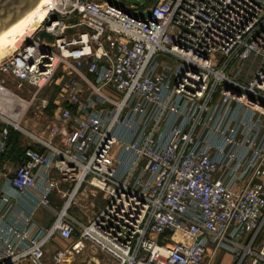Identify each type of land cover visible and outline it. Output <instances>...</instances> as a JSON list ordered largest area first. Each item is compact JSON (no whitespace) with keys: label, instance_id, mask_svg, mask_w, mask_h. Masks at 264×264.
<instances>
[{"label":"built area","instance_id":"built-area-1","mask_svg":"<svg viewBox=\"0 0 264 264\" xmlns=\"http://www.w3.org/2000/svg\"><path fill=\"white\" fill-rule=\"evenodd\" d=\"M44 8L0 63L1 83L32 100L61 85L43 137L0 113V159L10 129L33 141L5 176L17 200L0 193V264H57L54 237L116 264H216L221 252L264 264V0ZM87 187L104 205L81 225L67 212ZM32 192L36 205L20 206ZM53 194L63 207L39 229L32 215Z\"/></svg>","mask_w":264,"mask_h":264},{"label":"rangeland","instance_id":"rangeland-1","mask_svg":"<svg viewBox=\"0 0 264 264\" xmlns=\"http://www.w3.org/2000/svg\"><path fill=\"white\" fill-rule=\"evenodd\" d=\"M112 5L117 7L129 6V5H144L145 7H150L154 1L153 0H108ZM136 16H139V13H136ZM146 17V14L143 15ZM9 58V55L6 53L2 56L1 61H5ZM3 77L0 76V85L6 90L0 91V98L6 96H13V104L11 106H6L4 100L0 104V112L7 114L14 121H19V127L36 137H43L44 133L47 132V127L51 124L52 113L54 105H52L53 100L60 91L61 85L55 82V79L46 87L38 92L36 98L32 100V94L34 90L23 85L19 87L18 82L6 79L4 83H1ZM18 104V105H15ZM45 106H44V105ZM27 105V108L23 111V107ZM25 108V107H24ZM20 138L32 144L31 139L24 137L22 132H17ZM19 138V139H20ZM22 144L21 141L18 143ZM26 142L23 144L25 145ZM33 145V144H32ZM14 168L9 170V175L14 172ZM79 205V206H78ZM78 205H73L69 210L72 211L73 218L80 224H86L87 221L92 218V216L97 213V211L104 205L102 200V194L96 192L95 190L87 187L83 190V193L80 197ZM55 252L63 253V259L57 264H116L104 253L97 250L89 243H84V249L80 254H69V243L61 240L59 237H55ZM54 252V253H55ZM53 252L46 254V260L51 263ZM226 254V253H225ZM230 254L220 253L216 264H229L230 263ZM224 256V258H223Z\"/></svg>","mask_w":264,"mask_h":264},{"label":"crops","instance_id":"crops-1","mask_svg":"<svg viewBox=\"0 0 264 264\" xmlns=\"http://www.w3.org/2000/svg\"><path fill=\"white\" fill-rule=\"evenodd\" d=\"M142 6L145 7L146 4H144ZM15 105H18V104H15ZM24 107H23V111L27 108V105ZM19 141H21V142L23 141L22 144H20V142H19L17 144V146H15V147H12V145H10V147L7 149V151L4 153V155L0 159V193L6 192L7 194H9L13 197L14 201L17 200V197H16L17 194L12 188L9 187V185L7 184V182L5 180V176L9 174V170L12 169V167L14 169H16V167L19 165V163L23 157V152H24L26 146L29 145V142L24 140L23 138L22 139L20 138ZM25 142H26V144L23 145ZM35 195L36 194L34 192L28 193L25 196L22 203L20 202L18 204H20V206L22 204V206H24L23 208L34 207L37 203V199H36ZM50 200H51V206H52L50 209L37 208L35 210L34 214L32 215V222L35 223L37 228L42 229V230H45V229L50 227L52 221L54 220V217L62 209L63 204H64V201L62 200V197L60 195L53 194L51 196ZM67 213L73 218L72 211H69ZM8 222L10 224L14 223V224L20 226V224L18 223V220L16 219V216H9ZM80 224L84 225L82 223H80ZM55 241H56V239L54 237L45 246V256L47 253L49 254L50 252L54 253L55 251H57V249H55V247H54ZM221 253H224V252H221ZM226 254L224 253V256H226ZM224 256H223V258H224ZM229 256H230V263L229 264H232L233 258L231 255H229ZM23 264H27V262L25 261Z\"/></svg>","mask_w":264,"mask_h":264},{"label":"bare ground","instance_id":"bare-ground-1","mask_svg":"<svg viewBox=\"0 0 264 264\" xmlns=\"http://www.w3.org/2000/svg\"><path fill=\"white\" fill-rule=\"evenodd\" d=\"M46 2L47 0H40L32 9L26 11V13L17 21L0 31V63H2L1 59L4 54L7 53L10 58L18 49L24 37L37 29L44 21L47 14L44 8ZM0 91H2V89H0ZM13 96L14 94L0 98V104L4 100L6 106H11L13 104ZM0 113L10 118L7 114ZM10 119L16 124L19 122L14 121L12 118Z\"/></svg>","mask_w":264,"mask_h":264},{"label":"water","instance_id":"water-1","mask_svg":"<svg viewBox=\"0 0 264 264\" xmlns=\"http://www.w3.org/2000/svg\"><path fill=\"white\" fill-rule=\"evenodd\" d=\"M40 0H0V31L10 26Z\"/></svg>","mask_w":264,"mask_h":264},{"label":"trees","instance_id":"trees-1","mask_svg":"<svg viewBox=\"0 0 264 264\" xmlns=\"http://www.w3.org/2000/svg\"><path fill=\"white\" fill-rule=\"evenodd\" d=\"M19 138H20L19 134L16 131H13L12 129H10L9 147L10 145H12V147L17 146Z\"/></svg>","mask_w":264,"mask_h":264}]
</instances>
